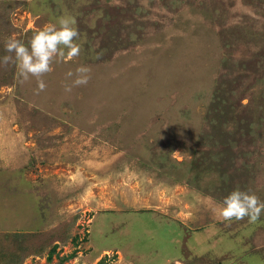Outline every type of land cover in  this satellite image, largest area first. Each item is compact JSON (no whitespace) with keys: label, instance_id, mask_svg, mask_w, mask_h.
Returning a JSON list of instances; mask_svg holds the SVG:
<instances>
[{"label":"rangeland","instance_id":"1","mask_svg":"<svg viewBox=\"0 0 264 264\" xmlns=\"http://www.w3.org/2000/svg\"><path fill=\"white\" fill-rule=\"evenodd\" d=\"M62 16L44 91L0 69V264H264V211L218 217L264 201V0H0V57Z\"/></svg>","mask_w":264,"mask_h":264},{"label":"clouds","instance_id":"2","mask_svg":"<svg viewBox=\"0 0 264 264\" xmlns=\"http://www.w3.org/2000/svg\"><path fill=\"white\" fill-rule=\"evenodd\" d=\"M74 17H60L57 24H47L37 30L26 46L22 40L10 36L5 41V52L8 55L0 57V69L15 66L16 74L21 84L35 78L37 81V93L47 87L42 79L53 71L54 63H66L80 55L81 47L75 41L80 33L75 27ZM14 54V55H13ZM71 79L66 84L64 91L71 93L73 88L86 86L91 79V69L87 66H79L75 71L67 72ZM264 211V201L250 191L236 189L226 196L218 205V217L222 221H241L248 218L249 223H255L260 219Z\"/></svg>","mask_w":264,"mask_h":264},{"label":"trees","instance_id":"3","mask_svg":"<svg viewBox=\"0 0 264 264\" xmlns=\"http://www.w3.org/2000/svg\"><path fill=\"white\" fill-rule=\"evenodd\" d=\"M106 212H108V211H106ZM55 248H56V246H54L52 249H51V254H53V252H54V250H55ZM51 256V255H50ZM49 256V257H50ZM70 256H72V255H69L68 257H70ZM51 258V257H50ZM191 258L192 259H190V263H181V264H207L208 262V264H216V262H212V259L209 257H207V255H205L204 257H193V256H191ZM202 260H205V263H202L201 261ZM173 264H176V262H173Z\"/></svg>","mask_w":264,"mask_h":264},{"label":"crops","instance_id":"4","mask_svg":"<svg viewBox=\"0 0 264 264\" xmlns=\"http://www.w3.org/2000/svg\"><path fill=\"white\" fill-rule=\"evenodd\" d=\"M5 191H6V190H5ZM4 193H5V192H4ZM4 193H3V194H0V195H1V196H4V195H5ZM6 196H7V195H6ZM0 199L2 200L3 198H2V197H0Z\"/></svg>","mask_w":264,"mask_h":264}]
</instances>
